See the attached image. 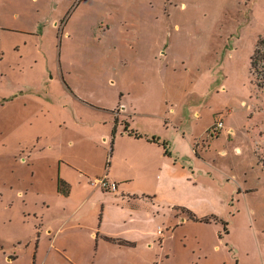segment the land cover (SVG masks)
Returning <instances> with one entry per match:
<instances>
[{"label": "rangeland", "instance_id": "1", "mask_svg": "<svg viewBox=\"0 0 264 264\" xmlns=\"http://www.w3.org/2000/svg\"><path fill=\"white\" fill-rule=\"evenodd\" d=\"M125 119L197 185L189 242L219 248L202 264H264V0H0V264L32 262L18 192L103 175Z\"/></svg>", "mask_w": 264, "mask_h": 264}, {"label": "crops", "instance_id": "2", "mask_svg": "<svg viewBox=\"0 0 264 264\" xmlns=\"http://www.w3.org/2000/svg\"><path fill=\"white\" fill-rule=\"evenodd\" d=\"M124 122L142 135L167 140L140 131L125 119L122 130L106 139L111 140V151L108 156L105 146L109 158L103 175L78 165L74 172L61 168L59 178L53 177L52 199L42 193L33 195L27 188L9 205H18L14 220L21 230L11 241L34 247L31 264H202L219 252L218 245L199 234L189 242L188 226L195 223L184 212L174 211L191 210L188 191L199 190L188 172L159 144L130 136ZM99 176L116 182L117 190L105 191L93 184ZM146 176L153 177L147 189L133 191L130 184Z\"/></svg>", "mask_w": 264, "mask_h": 264}, {"label": "trees", "instance_id": "3", "mask_svg": "<svg viewBox=\"0 0 264 264\" xmlns=\"http://www.w3.org/2000/svg\"><path fill=\"white\" fill-rule=\"evenodd\" d=\"M124 129H125V132H127L130 136H135V137H139V138H146L148 141L150 142H153V143H157L159 144L162 148H163V151H164V154L168 157H171V151H170V148H169V142L168 140H165V139H162L158 136H151V137H148L146 135H142L140 134L138 131L134 130V129H130L129 127V124L127 122H124ZM180 211L184 212V213H187L189 214V218L190 219H193V220H198V218L192 214V212L186 208H178ZM201 221H206V219H200Z\"/></svg>", "mask_w": 264, "mask_h": 264}, {"label": "built area", "instance_id": "4", "mask_svg": "<svg viewBox=\"0 0 264 264\" xmlns=\"http://www.w3.org/2000/svg\"><path fill=\"white\" fill-rule=\"evenodd\" d=\"M222 126V122H216L215 124V128L217 130H220ZM93 184L97 185L105 191H116L118 186L116 182L110 181L106 176L95 179Z\"/></svg>", "mask_w": 264, "mask_h": 264}]
</instances>
